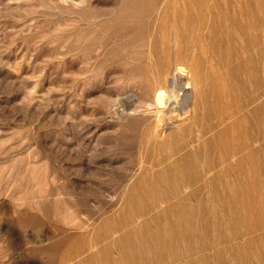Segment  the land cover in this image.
Returning a JSON list of instances; mask_svg holds the SVG:
<instances>
[{"label":"rangeland","instance_id":"obj_1","mask_svg":"<svg viewBox=\"0 0 264 264\" xmlns=\"http://www.w3.org/2000/svg\"><path fill=\"white\" fill-rule=\"evenodd\" d=\"M226 3L0 0V264H264L263 169L248 200L125 194L156 186L152 163L202 145L184 148L202 129H190L184 118L181 101L188 95L192 109L198 96L179 81H196V44L210 40L213 15L226 13ZM238 6L226 15H237ZM221 35L218 47L228 55ZM261 39L255 40L264 49ZM247 55L225 67L243 64ZM152 65L154 87L144 80ZM262 69L242 104L248 111L264 102ZM155 87L176 90L165 110L172 120L161 130L165 147L148 145L146 137L147 146L139 142L155 122L145 105ZM144 153L150 161L140 168Z\"/></svg>","mask_w":264,"mask_h":264},{"label":"bare ground","instance_id":"obj_2","mask_svg":"<svg viewBox=\"0 0 264 264\" xmlns=\"http://www.w3.org/2000/svg\"><path fill=\"white\" fill-rule=\"evenodd\" d=\"M226 1H227L226 7L224 8V10H226V13H223L224 11L221 12L223 10L222 5H221L222 10L218 8L221 11L220 10L218 11V9L216 10V7L211 8L213 9L212 11H214L215 9L218 12H215V14L216 13L217 14L213 15L214 22L211 21V23L214 24L212 25L211 31L209 32L210 40L207 42H205L206 41L205 40L204 43L202 44H198V45L196 44L197 49L201 50V54H200L201 56L198 58V62H196V64L194 65L196 71V81H195L196 84L195 82L192 83L190 80H188L186 83H183L182 80L179 81L180 82L179 84L182 89L186 91L194 90L195 92L194 94L198 96L196 97L198 98L197 103L192 109H189L188 106L186 105L187 99L185 98H187L188 95H186V97L183 98L184 100L181 101L179 107L185 110L184 118H186V120L189 118L192 121V125L190 129L192 128L202 129L200 131H197V133L194 136H192L193 134L191 135L192 136L191 139L189 138V141L188 143H186L184 148H187L189 145L199 142L202 145L198 146L195 150H191L193 148L192 147L191 149H189L190 151L183 157H180L181 155L179 156L178 153H175L169 156H165V158H163V160L161 161L158 162L156 161V163H152L153 168L155 170L157 169L156 170L157 173H154L156 178L155 180L156 183L155 182L154 183L156 186L150 187L146 190L144 189L145 186H141V189L142 187H144L143 188L144 190H139L138 188L137 189L134 188L130 191L125 192V194L128 195V197L132 198V197H137L139 195L140 197L156 196V198L163 200H170L172 198H182L185 200H191L194 198L197 199H201L204 197L218 198L220 196L238 195L239 197L249 196V198H247L248 200L251 198V195H254L255 193L258 192L257 190L259 189V187L256 186L258 187L256 189L254 185L255 182L258 184V180L261 174L263 173L262 169L264 170V143L260 145V147H257L258 146L257 144H259L258 143L259 138H261L264 142V102L259 104L257 107L255 106L256 108L252 110L253 112L246 110L247 106L246 105L244 106L242 104L243 102L246 101L245 96L249 95L248 90L250 89V87L256 88L259 86L260 83L259 70L262 69V68L259 69V64L264 65V49H260L259 40H257L259 46H257L258 44L256 43L255 40L258 39V37H262V39H264V0H243L242 3L241 2L239 3V1L241 0H226ZM237 2L240 4L239 6ZM235 6L239 7L238 9L240 10V12L239 10L238 12L240 13V15L237 16L238 12H236L237 15L236 14L234 15L235 12L234 11L233 15L230 16L229 14H231L230 13L231 10H235ZM227 13H229L228 14L229 16L226 15ZM179 29L181 28L179 27ZM202 31L203 30H201V32ZM219 33L223 35V36L221 35L222 38L224 37L223 39L220 40L224 48L222 46L221 47L226 53L228 52V55L220 51L219 48L220 43L218 45V41H216ZM241 41L244 44L243 47H239V42ZM261 48L264 47L262 46ZM185 51L189 52V50H185ZM243 54L244 55L248 54L247 56L250 55L249 60L244 62L243 64L238 65L237 67L236 66H234V68L230 67L232 69L227 70V68L225 67L226 63L228 64L227 61L232 59V57L233 58L235 56L239 57L240 55L242 56ZM246 59L248 58L246 57ZM224 62L225 64L223 67L222 65ZM153 66L154 65L148 66V69L145 71L144 74L145 76L144 80L146 81V84L150 87L154 85L151 82L154 81L152 79L153 78L152 74H154L153 73L154 69H152ZM209 68H212L211 71L209 70L210 72L207 71ZM178 72L183 76H187L189 74V71H187V69H185L184 67L178 68ZM196 88H197V92H196ZM174 91L176 90L169 87H167L166 89L162 87L156 88L154 90V93H152L153 100L148 104L145 103L147 107L146 109L149 112H151V115L152 113L155 114V122L146 124L147 125L146 128L144 127L145 129H142L145 134L143 135L142 134L143 132L141 133L144 136L143 137L144 143L143 141H141L142 139L140 141L138 140L139 142H142V144H144L145 146H147L146 145L147 142H145L146 141L145 137H146L148 141V145L153 144L154 146V145H159L158 143H160L161 145L163 144L165 147L167 141L165 137L161 136V130L165 128L167 122L172 120L171 118H167L168 117L166 113L167 111L165 110L170 108V104L172 103L171 101H173L171 100V94L174 93ZM261 116H263V118H261ZM172 137L174 140L175 136ZM171 140L172 139H170V142ZM202 140L203 143L201 142ZM142 146L140 147L141 149L144 150L145 146L144 147ZM160 148H162V146ZM127 153L129 154V152ZM156 154L153 155L155 156ZM176 156H179L180 158ZM145 158L146 157L144 153V155L142 154L141 157L140 163L142 165L140 166V168L145 165L144 162L148 163L150 161L149 160L150 158H147L149 161L146 160ZM155 158L156 157L151 158V162H153L152 159ZM259 184H261V182ZM248 185H250L251 187H248ZM252 186H254L255 188ZM261 188L262 186H260V189ZM261 196L262 195H260V197ZM252 197L254 198V196ZM258 203L262 204V202H258ZM253 204H255L254 201ZM252 206L253 205L250 206L251 209ZM261 206L262 208L260 209L263 210L264 209L263 204ZM255 210H257L258 212L260 211L257 208ZM256 212L254 211V213ZM260 212L264 213V210L263 212L262 211ZM259 215L261 216V214ZM178 219L180 218L178 217ZM167 236L169 237V234ZM171 237H173L172 234ZM122 242L124 243L125 246L126 245L125 242L121 241V243ZM107 250L108 247L103 250L104 253H106ZM124 250H122V252ZM127 251L129 252V250ZM121 254L123 255V253H120V255ZM172 258H174V256ZM122 260H124V257L122 258ZM126 260L129 261L130 259H128L127 257ZM116 261L117 259L114 261L112 260V262H115V264H119L118 261L117 263ZM112 262L110 261V264ZM107 263H109V261Z\"/></svg>","mask_w":264,"mask_h":264}]
</instances>
